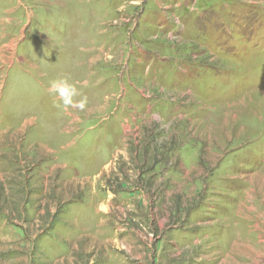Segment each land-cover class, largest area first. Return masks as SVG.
Segmentation results:
<instances>
[{"label": "rangeland", "instance_id": "1", "mask_svg": "<svg viewBox=\"0 0 264 264\" xmlns=\"http://www.w3.org/2000/svg\"><path fill=\"white\" fill-rule=\"evenodd\" d=\"M0 264H264V0H0Z\"/></svg>", "mask_w": 264, "mask_h": 264}, {"label": "clouds", "instance_id": "2", "mask_svg": "<svg viewBox=\"0 0 264 264\" xmlns=\"http://www.w3.org/2000/svg\"><path fill=\"white\" fill-rule=\"evenodd\" d=\"M49 91L57 94L65 107L71 105V97L78 94L75 86L69 84L67 80H59L52 82ZM80 107H83V103L80 104Z\"/></svg>", "mask_w": 264, "mask_h": 264}]
</instances>
